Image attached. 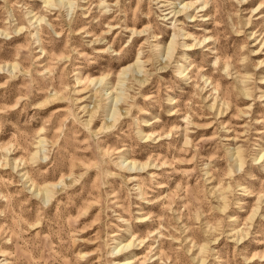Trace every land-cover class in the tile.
<instances>
[{"label":"rangeland","instance_id":"rangeland-1","mask_svg":"<svg viewBox=\"0 0 264 264\" xmlns=\"http://www.w3.org/2000/svg\"><path fill=\"white\" fill-rule=\"evenodd\" d=\"M0 264H264V0H0Z\"/></svg>","mask_w":264,"mask_h":264},{"label":"bare ground","instance_id":"bare-ground-1","mask_svg":"<svg viewBox=\"0 0 264 264\" xmlns=\"http://www.w3.org/2000/svg\"><path fill=\"white\" fill-rule=\"evenodd\" d=\"M183 7H189V5H184ZM109 96V95H108ZM119 102L118 99H116V103ZM126 249L130 248V246H126Z\"/></svg>","mask_w":264,"mask_h":264}]
</instances>
